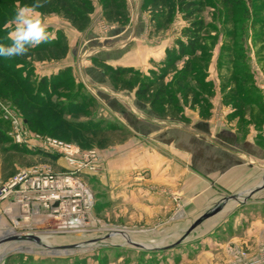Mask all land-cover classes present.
Here are the masks:
<instances>
[{"label":"rangeland","instance_id":"374dc122","mask_svg":"<svg viewBox=\"0 0 264 264\" xmlns=\"http://www.w3.org/2000/svg\"><path fill=\"white\" fill-rule=\"evenodd\" d=\"M186 1L192 6L182 5ZM35 2L0 0V43H10L7 36L17 8ZM40 2L44 6L39 11L55 39L31 48L25 56L0 58V181L36 165L55 172L67 167L57 155L41 151L36 138L51 137L83 149H97L104 162L103 150L122 142L127 129L121 126L122 117L101 111L103 99L98 97L101 106L95 103L91 92L77 83L74 66L69 63L74 61V48L75 62L80 66L75 65L76 75L86 78L83 67L95 52L91 46L95 38L112 39L111 31L128 27L131 18L138 32L140 23H144V36L140 38L172 41L175 45L148 74L134 69H126L118 77L110 74L121 93L140 87L146 90L145 100L150 103L156 98L161 105L157 108L167 114L178 116L188 109L205 118L212 115L211 100L216 91L217 120L227 123L221 125L241 136V130L247 132L248 123L261 132L264 113L246 105L263 108L264 99L257 90L244 85L248 66L242 47L250 36L248 26L264 27V0ZM190 45L195 48L189 49ZM214 53L218 55L219 72L214 71L215 64L210 69ZM251 65L261 74L263 67L255 57ZM208 71H213L214 77L218 73L221 94L214 82L208 81ZM111 93L113 90L107 91ZM221 103L231 111L228 117H223L226 112L221 113ZM17 135L26 142L18 143ZM101 173L87 179L95 197L88 226L63 228L53 224L50 230L42 223L32 230L31 238L4 234L0 237V264H264V246H260L264 236L258 241L246 239L248 226L257 220L260 202L244 201L238 195L243 189L238 193L221 191L218 198L228 200L217 204V198L193 213L181 208L176 195L165 190L163 194L172 196L173 206L158 208L151 202L146 213L124 202L126 197L119 196L113 184L102 182ZM139 195L143 202L148 199L142 192ZM26 245L35 251L24 250Z\"/></svg>","mask_w":264,"mask_h":264},{"label":"crops","instance_id":"0c3cea01","mask_svg":"<svg viewBox=\"0 0 264 264\" xmlns=\"http://www.w3.org/2000/svg\"><path fill=\"white\" fill-rule=\"evenodd\" d=\"M125 1L128 4V0ZM128 9L130 10L129 5ZM140 25L138 32L135 30L136 23L131 18L128 27L111 31L112 39L95 38V43L91 45L95 52L85 61L88 65L83 67L89 82L87 77H77V52L72 49L74 61L69 64L74 66L72 72L77 83L83 84L84 91L91 92L96 104L99 105L98 97L103 99V107L99 105L101 111L109 110L115 116L122 117L119 119L121 126L127 128L120 144L103 150L105 162L100 174L102 182L109 186L113 184L118 195L126 197L124 202L146 213L152 207L149 206L152 205L151 202L158 208L173 206V198L165 196V190L176 195L181 208L193 213L210 206L221 195V191L238 193L243 189L238 195L244 201L255 199L260 202L257 220H252L246 231V239L258 241L261 235L264 236V188L261 189L264 186V139L261 137L264 136V123L260 125L261 132L255 130L258 127L248 123L247 132L241 130L243 136L238 131L225 127V121L217 120L216 91L211 100L212 115L205 118L188 109L178 116L167 114L163 109L152 107L145 99L138 98L136 88L121 93L107 71V66L114 69H134L148 74L150 69L166 58L168 48L175 45L172 41L140 38L144 36V23ZM246 32L250 36L244 41L243 49L249 74L243 78L244 85L254 86L264 99V27L250 25ZM118 38H121L120 41H116ZM254 57L263 67L261 74L251 65ZM217 59L218 55L214 53L210 69L214 64L217 66ZM215 70L219 72L218 66ZM208 72V81L214 82V88L221 94L218 73L214 77L213 71ZM107 88L114 93L107 94ZM246 107L253 108L257 113H264V107ZM220 110L221 113L226 112L223 117H228L231 112L224 103H221ZM154 190L155 192H151ZM141 192L148 198L144 202L139 195ZM149 195L152 196L151 199ZM218 199L217 204H220L218 202L226 201L228 197ZM15 217H18L16 205L13 216L6 215L4 208H0V237L10 233L11 221ZM42 223L48 229H53L54 223L47 213L34 207L31 222L20 225L23 236L31 238V233L34 232L32 230ZM261 244L264 246V238L260 239V246ZM47 246L51 244L48 243ZM24 250L35 251L32 246H27Z\"/></svg>","mask_w":264,"mask_h":264},{"label":"built area","instance_id":"2783aa9c","mask_svg":"<svg viewBox=\"0 0 264 264\" xmlns=\"http://www.w3.org/2000/svg\"><path fill=\"white\" fill-rule=\"evenodd\" d=\"M16 140L26 142L21 135ZM36 140L41 151L57 155L67 167L55 172L50 167L36 165L0 181V208L9 216L14 215L15 205L18 209V217L12 219L9 230L15 234L12 238L24 237L20 225L31 222L34 207L44 210L50 221L63 228L88 226L95 209V197L87 179L103 170L100 151L51 137Z\"/></svg>","mask_w":264,"mask_h":264},{"label":"clouds","instance_id":"9594fccd","mask_svg":"<svg viewBox=\"0 0 264 264\" xmlns=\"http://www.w3.org/2000/svg\"><path fill=\"white\" fill-rule=\"evenodd\" d=\"M40 0L33 4L18 7L13 20L12 30L7 39L10 43H0V58L11 59L25 56L31 48L51 43L55 36L48 31V26L39 9L43 8Z\"/></svg>","mask_w":264,"mask_h":264},{"label":"trees","instance_id":"16d2710c","mask_svg":"<svg viewBox=\"0 0 264 264\" xmlns=\"http://www.w3.org/2000/svg\"><path fill=\"white\" fill-rule=\"evenodd\" d=\"M192 3H190V2H183L182 3V5H184V6H190ZM192 6V5H191ZM182 46H183V44H181ZM190 47L191 48H195V46H192V45H190L189 46V49H190ZM179 48L183 51V48H184V46L183 47H180L179 46ZM243 48V47H242ZM244 58H245V55H244ZM107 68V71L110 73V74H113V76L115 75L116 77H118V74H122L123 73V71H125L126 69H114V68H112V67H106ZM245 69H246V71H244V75H243V77L244 76H248V71H247V68L245 67ZM132 73H133V71H132ZM52 79V78H51ZM114 81H115V79H113ZM244 82V81H243ZM79 86H81V85H79ZM78 86V87H79ZM246 86V85H245ZM249 86V85H248ZM253 90H256V88L254 87V86H250ZM82 90H83V87H80ZM147 95V93H146V90L145 89H142V88H138L137 90H136V96L138 97V98H141V99H145V96ZM159 95V93L157 94V96ZM150 104H151V106L152 107H154V108H156V107H159V106H161L160 105V103H158V101H157V99L155 98V99H153V100H151L150 101ZM248 105V104H247Z\"/></svg>","mask_w":264,"mask_h":264},{"label":"water","instance_id":"95a60500","mask_svg":"<svg viewBox=\"0 0 264 264\" xmlns=\"http://www.w3.org/2000/svg\"><path fill=\"white\" fill-rule=\"evenodd\" d=\"M262 188H264V186H262L261 189H262ZM202 218H203V217H202ZM202 218H201V219H202ZM199 222H201V221H199Z\"/></svg>","mask_w":264,"mask_h":264}]
</instances>
